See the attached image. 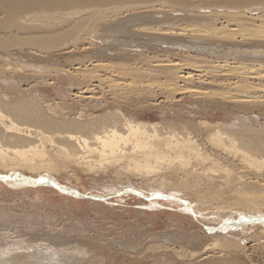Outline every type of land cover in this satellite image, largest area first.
I'll return each instance as SVG.
<instances>
[{
  "label": "bare ground",
  "instance_id": "bare-ground-1",
  "mask_svg": "<svg viewBox=\"0 0 264 264\" xmlns=\"http://www.w3.org/2000/svg\"><path fill=\"white\" fill-rule=\"evenodd\" d=\"M194 3L201 6V9L196 11L201 15L195 18L185 16L183 11L195 9ZM169 8H179L171 12L179 13V17L182 18L179 20L192 21V25L185 23L186 25L182 27L183 23L179 25L178 21L172 19L177 16L170 18L173 22L170 23L166 18L167 14H159L161 11L158 9ZM214 8L218 10L215 12ZM235 8L246 10L232 13V9ZM129 14L134 15L127 19ZM207 14L214 15L210 18ZM155 15L162 17L154 18ZM215 16L225 19L226 24L219 26ZM119 25L132 28L129 37L140 35L142 38L149 37L150 41L148 38L143 41L138 37L139 39L134 42L128 40L129 43L123 47L127 41L117 40L111 29ZM186 31L190 33H185ZM126 32L128 36V31ZM184 33L190 36H185ZM140 40L144 42L143 46H149L146 49L154 45L155 48L159 46L156 53L181 57L186 62L192 60L193 63L190 61L188 67L192 68V73L198 72V75L194 73L198 77L203 78L206 75L205 73L201 76L206 71H202L204 67L200 65L210 64L208 68L213 73L223 76L221 77L224 79L223 82L226 81L218 88L226 86L224 89L227 91L207 90L216 84V79L210 81L199 78L197 80L199 83L194 82V78L191 80L192 74L186 72L184 68L186 64L178 63L181 60L174 61L175 58L174 60L171 58L172 61L167 58L168 56H164L165 59H158V54L142 53L143 47L138 46ZM133 43L135 45H132ZM248 43L254 44L245 45ZM181 44L185 47L179 46ZM78 46L81 48L88 46L85 50H88L89 55L87 53L86 64L81 62L86 59L85 57L80 60L81 58L76 56L80 60L78 64L74 63L77 59L71 60L72 66L79 65L76 70L71 66L72 73L63 71V67V69L52 68L44 65L52 61L55 53L60 50H70L66 52L71 53L73 48L77 49ZM263 46L264 0H0V58L5 56L8 61L10 58H16L17 63L18 60L21 62L19 66L0 64V180L3 179L4 184L13 189L42 187L43 192L48 193L49 201H62L67 197L64 200L68 205H72L80 203L78 200L103 202L106 197L67 188L55 179L54 171L67 175L79 171L90 176V180L95 185L99 176L111 175L116 178L114 180L116 183L120 178H125L126 182L122 185L118 182L119 187H122L121 191L106 189L109 192L107 198L118 194H134L145 200H152L144 207L156 211L164 207L162 202L161 204L155 201L160 198L168 200L169 204L179 205L181 213L195 219L197 216H203L195 212L197 205L191 203L193 200L189 202L185 197L165 192L193 190L194 193H191L196 195L193 197H197L204 204L216 205L221 213H226L224 216H216L215 221H212L215 222L214 224L204 227L206 233L215 238L216 241L213 243L215 247L218 245L226 252L233 248L234 254L239 253L243 243L242 245L240 242L235 243L231 236L245 235L250 232L247 230H252L251 228L258 229L264 235V181L259 180L261 176L259 178L255 176L264 173V86L261 84L264 82ZM129 49L134 50L132 52ZM192 49L196 53L194 56L190 54ZM107 53H112L108 61L104 60L108 57ZM102 55L104 57H101ZM214 58L216 60H213ZM51 68L56 71H53L56 73L54 76L66 78L72 83L78 77L79 81L76 82L79 85L76 90L78 94L80 92L87 94L84 95L87 97L84 98L87 103L92 104L96 100L92 95L95 86L106 87L108 83L110 89L108 87L106 89L111 91L112 97H119L117 92L122 95L123 89L121 87L118 89L120 91L116 89L119 86L116 79H122L124 82L127 77H131L130 80L135 76L145 79L156 76L166 79L162 82L165 86H162L167 92L173 94L178 91V94H181L182 92L179 91L182 89L178 87V83L181 82L185 84H182L184 86L182 87L187 91V95L199 97L197 99L204 101L208 98L210 100L207 104L208 109L225 111L232 116V120L230 122L201 120L199 123L189 120L183 125L166 122L148 123L130 117L121 108H82L73 114L74 112L67 111L66 108H58L57 105L41 101L36 92L19 98L11 97L7 93L8 86L11 91L14 86L16 90L20 88L17 77L42 79L47 72L51 73ZM100 71L109 75L106 82L103 81L105 76L99 75ZM114 76L117 78L113 79ZM146 80L148 82V78ZM135 81L131 80V82ZM48 82L44 85L47 86ZM142 82L139 81L140 85ZM202 82L207 89L193 86L194 83L202 84ZM219 82L217 83L220 84ZM135 84L133 87L136 86ZM122 86L125 89L127 85ZM149 86L153 85L148 83L145 88L149 90ZM99 87L96 89L102 91ZM127 88L131 89L129 86ZM130 92L127 89L125 99H128ZM124 95L121 96L122 99ZM202 103L207 102L202 101ZM221 103L231 104V107L225 108L226 105L222 106ZM95 109H102V112L94 115ZM179 109L174 110L175 115L180 113ZM261 119L263 121L260 123ZM131 180L143 184L147 190L137 191ZM236 237L235 239L238 240ZM47 238L46 241L53 248L59 249V246L63 248L58 250L61 254L59 252V254H52L54 252L41 254V251L38 252L33 246V252L25 254L11 253L8 249L1 248L3 256L0 251V264H75L77 262L76 257L75 259L73 255L65 254V245L58 238L55 240L54 237L47 236ZM122 247H125V244ZM24 248L19 246L17 250ZM26 248L29 250L31 247ZM74 249L83 257L89 253L83 248ZM5 251L9 253L6 254ZM96 257L97 255L92 259L87 257V263L101 264L100 259L97 257L98 261ZM235 258L213 260L204 257L199 260L202 263L195 264H236Z\"/></svg>",
  "mask_w": 264,
  "mask_h": 264
},
{
  "label": "rangeland",
  "instance_id": "rangeland-1",
  "mask_svg": "<svg viewBox=\"0 0 264 264\" xmlns=\"http://www.w3.org/2000/svg\"><path fill=\"white\" fill-rule=\"evenodd\" d=\"M194 6H195V9L188 10L189 12L185 11V10L183 11L185 16L195 18V17L201 15V14L196 12L198 9H201V6H199L196 3H194ZM177 9H179V8L158 9V10L161 11L159 14H167L166 18L170 21V23H173L170 20V18L177 16L175 18H172V19H175L176 21H178L177 24L181 25L183 23L181 25L182 27H184L186 24L192 25V21H190V20H179V19H182L181 17H179V13L171 12V11H176ZM214 10L216 12L218 10V8H214ZM245 10H246L245 8H235V9H232V11H233L232 13H238V12H242ZM228 12H230V11H228ZM132 15H134V14H129L126 18L127 19L130 18ZM207 15H209V17L211 18V16L213 17L214 14H211V16H210V14H207ZM161 17H162V15H155L154 18H161ZM133 19H135V18H133ZM215 19L218 20L219 26L226 24L225 23L226 20L220 16H215ZM208 21H210V20H208ZM189 22H191V23H189ZM188 28H186V30ZM111 29L113 31L112 34H114L116 36V38H118L117 40L123 39L124 41H127V43H124L123 47L129 43L128 40H131L130 42H134V41H136V39L138 37H141L140 35L139 36L134 35V36L129 37V35H130L129 33L131 32L132 28H127V26L119 25L117 27L116 26L111 27ZM126 31H128V36H126L127 35ZM187 31H190V30H187ZM187 31L185 33H190ZM107 33H109V32H107ZM185 33L183 35L190 36V34H185ZM147 38L150 41L149 37H144V38H142V40L144 41V39H147ZM142 40H140V42H139L140 45H138L140 48L143 47L144 50L142 51V53L151 52V54H158L159 55L158 59H165L166 57H164V56H168L167 58L170 60H172V59L174 60V58H175L174 61L181 60V62L179 61L178 63H180L181 65L184 63L186 64L184 68L186 69V72H189L193 75V76L191 75V80H192V78H194V80H193L194 82H197V80L199 78L205 79V80L210 79V81L213 79L217 80V81L215 80L216 84L209 89H207V86H205L203 84V82H202V84L204 86L201 83L197 84V83H199V81L197 83L193 84L194 87L200 88V89L206 88L207 90H210V91L215 90V92H219V91L221 92V89L223 90L224 88H226V86L224 88L223 87H219L220 89L218 88L219 85L225 84L226 81L223 82V80H224V79H222L223 76H219L218 73H213L212 70L208 68V67H210L209 66L210 64H206L204 66H203V64L200 65V66L205 68V69L204 68L202 69V67H201L202 71H206V72L202 73L201 76L204 75L205 73H206V75H204L205 78H204V76H203V78L198 77V76H196V75H198V72L197 73L194 72L196 74L195 75L194 73H192V70H191L192 68H189L190 66L188 67V65L190 63H193V61L189 60V58H187V59L189 60V62L191 61L190 63L188 61L186 62V61L182 60L181 57H177V56L173 57L174 55L164 54V53H160V52L156 53L157 48L159 49V46H157V48H155L156 46L154 45V47L152 46V48L150 47V49H146L149 46L148 45L143 46L142 44L144 42L142 43ZM251 44L253 45L254 43H248L245 45H251ZM132 45H135V44L133 43ZM255 45H258V44H255ZM179 46L185 47L182 44ZM167 47H171V46H167ZM85 48H88V46H86L84 48H81V46H78L77 49L73 48L74 50L71 51V53L66 52V51H70V50H65V49L60 50L59 52H57V54L55 53L54 57L52 58V61L50 60V62H46V64H44V65H48L52 68L53 67H57V68L63 67L64 68V69L62 68L63 71L67 70L68 71V72L66 71L67 73H70V72L72 73V71H73L72 69L74 67H75V70L77 69V67H79V65L76 66V64H78V61L83 60L84 57L86 58L89 55L88 50H85ZM99 49H101V48H99ZM112 49H115V48H112ZM93 50L97 51V49H95V48H93ZM129 50L132 51L134 49H129ZM89 51L91 52V50H89ZM193 51L194 50L192 49L191 53H190L192 56H194L196 54ZM87 53H88V55H87ZM59 54H61V55H59ZM82 55H86V56H82ZM111 55H112V53H107L108 57L104 58V60H106V61L110 60L109 56H111ZM118 55L120 56V54H118ZM158 55H157V57H158ZM67 56H68V58H67ZM73 56L74 57L77 56L78 58H81V59L78 60L77 57L73 58ZM96 56H98V55H96ZM160 56H162L163 58ZM169 56H171V57H169ZM63 57H64V59H63ZM101 57H104V56L102 55ZM6 58L7 57H5V56L0 58V62H1L0 64L1 65L14 64L16 66H19V64H21V62L19 60L17 63L16 58H14V59L10 58V61H8ZM72 59H73V61H75L77 59L74 62V63L77 62L76 64H74L75 66H72L73 65V61H71ZM84 60L81 62L82 63L85 62V64H86L87 58ZM213 60H216V59L214 58ZM66 61H67V65H66ZM69 61H71V62H69ZM57 62H59V63H57ZM71 63H72V65H71ZM89 67L90 66H88V68ZM144 67H145V65H144ZM51 69H50V71L52 73V77H51V73L47 72L49 75L46 73L45 74L46 76L44 75L45 77H43L42 79H39V78L34 79L32 77H26V76L17 77V75H16L17 79L20 81V86H19L20 88H17L18 90H16V86H14V89L12 88V91H11V88L8 86L7 90H9V91L7 93H9V95L11 97L19 98V97L29 96L31 93L36 92L41 101L49 102L52 105H57L58 108H64V109L66 108V109H68L67 111H70V112L72 111V113L74 112L73 114H75L76 112H78L82 108H96L97 107V108H111V109L121 108L130 117L133 116L132 118H136V119L138 118L139 120L145 121V122L147 121L148 123L162 124V123L166 122V123H174L176 125H178V124L183 125L189 120L193 123H199L201 120L202 121H209V122H222V121L230 122V120H232V116H230L225 111L208 109L207 104H208V101L210 102V100L208 98H206L204 101L203 99H201V100L197 99L199 97H194V96L190 97L189 95H187V91L183 88L184 87L183 85H185V84H183L181 82L178 83V87H181V89H182L179 91V93L182 92L181 94H178V91L173 93V94L171 92L170 93L167 92L166 88L163 89L165 86V83H162L166 79L163 80V78L161 79L160 77H156V76H155V78L154 77H147L148 82L146 80L147 78L145 79V77L144 78L142 77L143 78L142 79L140 77L136 78V76H135V78H136L135 79L132 76L134 81L136 80L135 82H131V80H133V79L129 80V78H131V77H129V78L127 77V78H125L126 79L124 81L125 83L123 82L122 79L121 80L119 78L116 79L117 77L115 78V76H114L113 79H116L117 83L119 82L118 83L119 86L116 89L118 90L121 87V89H123L121 91V92H123L122 95H124V93H125L126 96L124 95V98L122 99L123 96L119 95L120 92H117L119 97H116V96L112 97L111 91L109 90L110 88L108 87V83H107L105 86L109 88V89L108 88L107 89L110 91L109 92L110 94L108 93V90L106 89V87H104V85L102 87L98 86L99 88H102L101 89L102 91H100V89L99 90L96 89L98 87L95 86V88L92 92L93 93L92 95L94 96L93 98L96 100H94L95 102L92 104L87 103L84 99V98H87V97H85V96H87V94H85L83 92L81 93L80 91H79L80 93L78 94V91L76 90L78 85H79V83H77L79 81L78 77H77V80L75 79V81H74L75 83L74 82L72 83L66 78H59L58 76H54L56 74L54 72H56V71H54L53 69L51 70ZM193 70H194V68H193ZM195 71H197V70L195 69ZM183 72H184V70H183ZM58 74L59 73H57V75ZM99 75L105 76V78L103 80L104 82H106V80L109 79V78H107L109 75L107 76V74L105 75V74H103V72H101ZM194 75L197 78H195ZM207 75H209V76H207ZM47 76H49V77H47ZM206 76H207V78H206ZM47 80H49V82ZM140 80H141V82L144 81L145 83L146 82L147 83L145 84L144 82H142L143 84L141 83V85H140V83H139ZM128 81H129V84L130 83L131 84L137 83V85L135 84L136 86L133 87L134 84L129 85ZM154 81H155V83H154ZM45 82L46 83L48 82V84H50V85H48V84H47V86L44 85V84H46ZM120 82L121 83L123 82V83L121 84ZM217 82H219L220 84H218ZM249 82H251V80ZM148 83L153 85V86H151L152 88L149 86L150 91L145 88V85H148ZM179 84H181V85H179ZM261 84L264 86V82H262ZM122 85H124V86L127 85L131 89L127 88V86L124 89V87ZM162 85H164V86H162ZM141 86L142 87L144 86V87L142 88ZM155 86L158 88H155ZM161 87H162V89H161ZM127 89H128V92H130L132 90L131 92L133 94L131 92H130L131 95L128 93V95H129L128 99L127 98L125 99V97H127V93H126ZM143 89H144V91H142ZM151 89L153 92L151 91ZM145 90H148V91H145ZM225 90L227 91V89H224L223 91H225ZM118 91H120V90H118ZM183 91H184L185 96L182 95ZM80 94H82L83 96ZM173 96H175V97H173ZM113 98L114 99L116 98V100H114ZM212 100H214V99H212ZM217 100H218V98H217ZM217 100L215 99V101H217ZM115 101H117V103ZM202 101L207 102V103L204 104V103H202ZM218 102H220V101L218 100ZM223 104L227 106V107L225 106V108L231 107V104H226V103H223ZM223 104L221 103L222 106H224ZM191 105H193V107ZM180 106H182V107L180 108ZM189 107H190V109H189ZM204 107H205V109H204ZM72 109H74V110H72ZM175 109L181 110V111H178L181 114H183L185 112V114L182 115L183 117L177 116L180 113L175 115V112H174ZM94 111H95L94 115L100 114L102 112V109H95ZM161 111L163 114L161 113ZM164 113H166V114H164ZM186 113H188V114L186 115ZM226 114H228V115H226ZM170 115H171V117H169ZM181 118H182V120H181ZM261 121H263V119L260 120V123H261ZM263 130H264V128H263ZM54 172L56 173L55 179H57L61 185L65 186L67 188H72V189L75 188L76 191H78V192L83 191V192H86L87 194H93V195H97V196L98 195L105 196L106 200H104L103 202L99 201V200H95V201L92 200L91 202H87V200H83V201L78 200V202H80L81 204L77 203V204L68 205L67 201L64 200L67 197H64V199H62V201H53V200L49 201L47 199V197L49 195H48V193L43 192L42 187H23V188H19V189L18 188L13 189V187H8L3 182H0V229H1L0 231L3 230L2 232H4V233H2V232L0 233V234H2V235H0L1 256H3L2 255L3 250L1 248H3L4 250L8 249L11 253L14 252L16 254L17 253L25 254L27 252H31V253L33 252L32 246L36 247L38 252L41 251L40 252L41 254L42 253L48 254V253H52V252H54L52 254H55V253L59 254L60 251H58V250L63 249V248L61 246H59V249L53 248L51 246V244L46 241L48 239L47 238V236H48V237H54V240L58 238L59 241L64 243V245H65L64 249H66V250H64L65 254L67 255V253H68V254L73 255L74 258L75 257L77 258V259L75 258L77 262L76 261H75L76 263L73 262L75 264H89V263H87L88 259H92V257L94 255H97V257L100 259L101 264H128V263L129 264H153V263L158 264V262H159V264H168V263H170V264H188L189 262L190 263L194 262L193 264H195L197 262L202 263V261L199 262V260H201L204 257H209L210 259H213V260L215 259V257H217L218 259H224V260H226L227 258L229 259L230 257L231 258L237 257L239 261L237 260V258H235L237 261L236 264H264V235L261 234L258 231V229L251 228L252 230H247L250 232L245 233V235L244 234H235V236L234 235L231 236V239H233V241L235 243H239V242H240V244L243 243V245L241 244L242 248L240 247L241 249H239L240 252L238 251L239 253L236 252V254H234L235 252H232V250L234 251L233 248L228 250L230 252L227 251L228 252L227 253L226 251H222L221 247H219L218 245H216V247H215V244H213L216 241L215 238L212 237L211 234L206 233V231L204 230L205 229L204 227H206V226L208 227L211 224H214L215 222H212V221H215L216 216H218V215L224 216L226 213H221L218 210V208H216L217 207L216 205H213L210 203L204 204L203 201L199 200L197 197L196 198L193 197V196H196L195 194H193L194 193L193 190L188 191V190L183 189L184 191L181 190L182 193L176 192V191H165V192L177 194L178 196H180L182 198L185 197L186 199L189 200V202L193 200L191 203L197 205L195 212L201 213V215L203 216V217L197 216V217H195V219L193 217H190L187 214L185 215V214L181 213V211H179V208H178L179 205L175 206L173 203H170L171 204L170 205L167 202L168 200H164V199H160V198L158 200H155V201H159L160 203L162 202L163 204L162 203L161 204L164 207L162 209H157V211L144 207V206L148 205V203L152 200L148 201L146 199L148 201L147 202L145 199L137 197L134 194H118L116 196L108 197L109 198L108 199L107 196H108V193H109L108 191L110 190V188L121 191L122 187L120 188L119 185L120 184L122 185L123 182L124 183L126 182L125 178L124 179L120 178L119 181H117V183H116L114 181V180H116V178L112 177L111 175H107V176L101 175V176H99V178H97L98 181L95 182L96 183V185H95L94 182L92 180H90V176H86L79 171L71 172L68 174L69 176L67 174L62 173V172L61 173L59 172L60 174L57 173L58 171H54ZM233 173H235V172H233ZM52 174L54 176V173H52ZM263 174L262 175L260 174L259 176L258 175H255V176H257L258 178L261 176L259 178V180L263 182L264 181V175ZM70 175H72L71 176L72 178L70 177ZM87 177H89V178H87ZM118 182H120L119 185H118ZM132 183L131 184L135 188H137V191L138 190H147L146 186H144L141 183H137V181L133 180ZM104 191H107V192H104ZM191 192H193V193H191ZM65 211H66V213H65ZM6 212H7V214H6ZM48 228H50V229H48ZM38 235L40 236V238H38ZM43 235H46V236L44 237ZM236 235H237V237H236ZM208 236H210V237H208ZM235 237L238 240H236ZM240 237H241V239H240ZM239 239H240V241H239ZM3 240H4V242H3ZM21 241H23V242H21ZM217 242H220V241H217ZM124 244H125V247H122ZM19 246H21L22 248L23 247L26 248V247L30 246L31 248H29V250L27 248L17 250V248ZM77 247L83 248V250L89 251L90 254L88 253L87 255H85L84 256L85 258H84L83 255L79 254L74 249ZM205 247H206V249H205ZM51 249H53V250H51ZM208 250H211V251H208ZM218 250H219V252H218ZM5 253L8 254L9 252L5 251ZM233 254L235 256H233ZM66 255H64V256H66ZM189 255H191V256H189ZM87 257H89V258L87 259ZM97 257H96V259H97ZM211 257H214V258H211ZM243 257H246V258H243ZM81 258H83L85 260H83V259L80 260ZM99 259H97V260L99 261ZM134 260H136V261H134Z\"/></svg>",
  "mask_w": 264,
  "mask_h": 264
},
{
  "label": "water",
  "instance_id": "water-1",
  "mask_svg": "<svg viewBox=\"0 0 264 264\" xmlns=\"http://www.w3.org/2000/svg\"><path fill=\"white\" fill-rule=\"evenodd\" d=\"M1 179V178H0ZM0 181H2L3 183H4V180L2 179V180H0Z\"/></svg>",
  "mask_w": 264,
  "mask_h": 264
}]
</instances>
